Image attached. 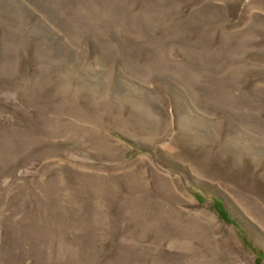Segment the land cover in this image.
I'll use <instances>...</instances> for the list:
<instances>
[{"label":"rangeland","instance_id":"obj_1","mask_svg":"<svg viewBox=\"0 0 264 264\" xmlns=\"http://www.w3.org/2000/svg\"><path fill=\"white\" fill-rule=\"evenodd\" d=\"M0 264H264V0H0Z\"/></svg>","mask_w":264,"mask_h":264},{"label":"trees","instance_id":"obj_2","mask_svg":"<svg viewBox=\"0 0 264 264\" xmlns=\"http://www.w3.org/2000/svg\"><path fill=\"white\" fill-rule=\"evenodd\" d=\"M218 210H219V214H221L225 219H228V216L226 215V213L224 212V209H222L221 206H217Z\"/></svg>","mask_w":264,"mask_h":264}]
</instances>
